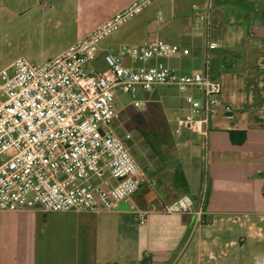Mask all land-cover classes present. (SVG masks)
<instances>
[{"label": "crops", "instance_id": "0c3cea01", "mask_svg": "<svg viewBox=\"0 0 264 264\" xmlns=\"http://www.w3.org/2000/svg\"><path fill=\"white\" fill-rule=\"evenodd\" d=\"M131 1L0 0V18L28 15L60 45L54 57ZM163 10L168 18L157 23ZM206 36L217 46L212 70L231 113L220 106L206 138L197 135L205 163L198 186L190 184L183 138L187 193L157 182L158 193L140 188L117 211H0V264H264V0H163L99 52L158 37L190 50L165 61L188 72L200 68ZM230 131L244 132V142L232 144ZM184 198L188 211H167Z\"/></svg>", "mask_w": 264, "mask_h": 264}, {"label": "built area", "instance_id": "2783aa9c", "mask_svg": "<svg viewBox=\"0 0 264 264\" xmlns=\"http://www.w3.org/2000/svg\"><path fill=\"white\" fill-rule=\"evenodd\" d=\"M157 1L132 0L42 64L24 58L9 66L0 62V211H117L147 183L113 130L115 91L142 108L145 101L136 99L138 91L176 88L185 95L173 133L206 138L222 95L212 70L217 46L208 36L197 70L169 67L166 60L187 58L190 50L158 37L105 51L101 73L86 69L105 39ZM200 19L208 23V15ZM162 21L158 14L156 22ZM221 107L231 113L228 105ZM203 201L198 197L200 209ZM191 205L184 198L167 211H188Z\"/></svg>", "mask_w": 264, "mask_h": 264}, {"label": "rangeland", "instance_id": "374dc122", "mask_svg": "<svg viewBox=\"0 0 264 264\" xmlns=\"http://www.w3.org/2000/svg\"><path fill=\"white\" fill-rule=\"evenodd\" d=\"M162 1L153 3L140 14H155L156 7ZM139 15L101 44L112 40L123 29L134 26ZM160 15L163 22L168 18L165 10L160 11ZM28 20V15H11L6 11L1 16L0 62L2 65L9 66L17 58H24L33 64H42L60 50V45L49 38L48 32L43 27L35 26L31 20ZM86 69L96 73L106 70L100 52L86 65ZM184 95L185 93L176 88L166 86H158L150 93L138 91L136 99L145 101V107L139 108L134 106L128 95L115 91L114 108L118 117L113 123V130L147 178V183L140 185L139 189L157 190V182L167 184L173 182V177L180 171L179 143L183 138L191 144L190 149L187 148L184 154L189 168L190 184L193 188L198 186L205 166L200 147L201 138L189 131H183L179 135L173 133V120L179 113Z\"/></svg>", "mask_w": 264, "mask_h": 264}, {"label": "trees", "instance_id": "16d2710c", "mask_svg": "<svg viewBox=\"0 0 264 264\" xmlns=\"http://www.w3.org/2000/svg\"><path fill=\"white\" fill-rule=\"evenodd\" d=\"M212 65H213V62H212ZM229 138L232 144L239 145L244 142L245 135H244V132L230 131ZM173 178H174L173 182L177 186H179L185 193H187V184H186V180L184 178L182 171L180 170L179 172H177V175H175ZM204 204H205V200L203 201V205Z\"/></svg>", "mask_w": 264, "mask_h": 264}, {"label": "water", "instance_id": "95a60500", "mask_svg": "<svg viewBox=\"0 0 264 264\" xmlns=\"http://www.w3.org/2000/svg\"><path fill=\"white\" fill-rule=\"evenodd\" d=\"M196 198H197V197H196V195H195V196H194V199L196 200Z\"/></svg>", "mask_w": 264, "mask_h": 264}]
</instances>
